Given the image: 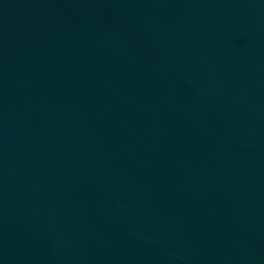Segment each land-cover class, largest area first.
<instances>
[{"label": "water", "instance_id": "1", "mask_svg": "<svg viewBox=\"0 0 264 264\" xmlns=\"http://www.w3.org/2000/svg\"><path fill=\"white\" fill-rule=\"evenodd\" d=\"M0 264H264V0H0Z\"/></svg>", "mask_w": 264, "mask_h": 264}]
</instances>
